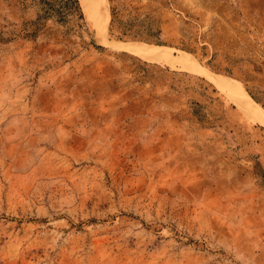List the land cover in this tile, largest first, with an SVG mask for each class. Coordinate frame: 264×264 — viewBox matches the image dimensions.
Returning <instances> with one entry per match:
<instances>
[{
  "label": "rangeland",
  "instance_id": "1",
  "mask_svg": "<svg viewBox=\"0 0 264 264\" xmlns=\"http://www.w3.org/2000/svg\"><path fill=\"white\" fill-rule=\"evenodd\" d=\"M102 2L0 0V264H264V0Z\"/></svg>",
  "mask_w": 264,
  "mask_h": 264
},
{
  "label": "trees",
  "instance_id": "2",
  "mask_svg": "<svg viewBox=\"0 0 264 264\" xmlns=\"http://www.w3.org/2000/svg\"><path fill=\"white\" fill-rule=\"evenodd\" d=\"M43 14L39 18L52 17L59 23H65L70 17L82 19L78 0H41Z\"/></svg>",
  "mask_w": 264,
  "mask_h": 264
},
{
  "label": "bare ground",
  "instance_id": "3",
  "mask_svg": "<svg viewBox=\"0 0 264 264\" xmlns=\"http://www.w3.org/2000/svg\"><path fill=\"white\" fill-rule=\"evenodd\" d=\"M80 2H81L82 8H83L85 14L89 18H93L95 23L98 26V29H100V24H101L102 18H104V11H105V10H103L104 6H103L102 0H80ZM146 49H144V54L146 56H148V57L149 56L150 57L156 56V52H148V50H146ZM245 96L249 99V97L247 95H245ZM254 109H256V108H254ZM263 114H260V112L256 114V116L259 119V121H264V115Z\"/></svg>",
  "mask_w": 264,
  "mask_h": 264
}]
</instances>
